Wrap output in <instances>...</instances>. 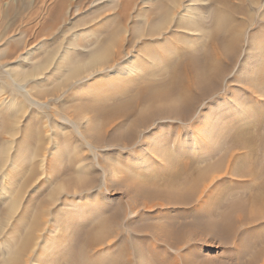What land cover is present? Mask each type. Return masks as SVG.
Listing matches in <instances>:
<instances>
[{"label":"bare ground","instance_id":"bare-ground-1","mask_svg":"<svg viewBox=\"0 0 264 264\" xmlns=\"http://www.w3.org/2000/svg\"><path fill=\"white\" fill-rule=\"evenodd\" d=\"M239 1L213 0V6L201 10L183 0H155L145 22L130 31L114 26L82 55L84 60L74 57V48L63 49L53 70L68 65L66 81H83L86 71V80L107 72L94 96L69 103L82 141L76 144V135L68 137L65 148L84 145L93 157L75 159L78 169L63 184L76 190L67 189V195L92 193L102 184L108 190L117 159L128 165L129 173L117 183L129 202H95L86 212L103 208L104 213L92 217L82 212L73 223L58 212L51 216V227L44 226L49 212L38 197L10 229L0 220V264H212L208 257L198 260L196 235L232 253L220 255L221 264H264V72L252 75L249 64L260 42L256 29H264V3ZM125 31L130 38H124ZM172 32L178 45L164 47L165 35ZM51 59H45L47 64ZM44 64L38 63L33 73H42ZM15 74L22 78L27 73ZM147 155L159 159L165 172H138L136 177L132 162L146 164ZM93 167L98 170L90 174ZM21 193L14 189L10 210L19 207ZM59 193L58 185L49 206L57 203Z\"/></svg>","mask_w":264,"mask_h":264},{"label":"rangeland","instance_id":"rangeland-1","mask_svg":"<svg viewBox=\"0 0 264 264\" xmlns=\"http://www.w3.org/2000/svg\"><path fill=\"white\" fill-rule=\"evenodd\" d=\"M233 1L234 4L240 2L239 0ZM183 2L198 6L201 10L207 6H213V0H189V2L183 0ZM244 3L248 4V1L245 0ZM154 4L155 0H0V121H3L0 122V200H2L0 201V220L6 221V230L17 223L24 207L27 204L33 205L38 197H41L43 201L40 205L49 212L47 217L43 216V219L47 220L44 226L50 224L51 227L54 226L53 223H49L52 219L51 216L58 212H60V216L68 218L67 221L73 223L77 221L76 216L82 212L92 217L104 213L103 208L86 212L85 207L90 208L91 204L95 202L104 203L105 200H109L110 203L118 200L123 203L129 202L124 187H120L118 184L119 177L129 173L126 169L128 165L119 163L117 159L112 161L116 167L113 165L114 168L111 167L110 169L108 190L102 184L92 193L67 195V189L76 190L72 186L66 188V184H63L64 180L72 176L75 169H78L77 163L74 162L75 159L82 156L89 157L87 159L91 160L93 157L84 145L74 149L65 148L64 144L68 137L76 135L72 138L76 144H81L82 141L80 137L78 138L77 130L71 122L74 109L72 106L70 108V104H74V102L79 104L86 101L88 96H94L97 93V88H99L97 83L106 78L107 72L104 75L86 80L89 77V72L86 71L85 74L83 73L85 79L80 77L83 81H77L79 78H75L76 81L74 78L66 81L65 75L69 71V66L60 65L61 69L57 70L59 72H55V68L61 63L62 55L66 49L68 50V47L74 48V57L79 59V56L86 55L94 49L106 36V33L110 32L109 30H114V26L115 28L124 26L130 31L136 23H141L142 20L145 22L149 15L146 9L155 7ZM252 10L258 12L257 8H252ZM206 14L208 15V13ZM238 16L241 19L245 18L244 14ZM257 18L259 17L257 16ZM263 30L256 29L257 34L254 35L258 41L260 40L259 44L252 49L251 55L253 56L249 61L254 76L259 75L262 69L264 72ZM129 34L125 31L124 38H130L131 34ZM178 38L174 32L165 35L163 46L165 47L171 42L175 43V46L178 45L176 43ZM64 48L65 50H63ZM56 50L60 52L57 51L58 54H56ZM133 52L134 55H137L139 52L143 54L147 50L142 49L138 53L137 51ZM54 53L57 58L53 55ZM50 54L53 61L51 59L48 61L50 63L47 64L45 59H49ZM82 58L84 60L85 57L82 56ZM43 61L47 67L42 63ZM38 63L39 65L44 64L41 70L42 73H46L43 74L44 76L39 73V70L33 73ZM19 72L27 73L26 77L20 78L17 75V78L15 73L18 74ZM60 72L63 74L61 75ZM37 73L41 76H37ZM53 73L56 74L54 77ZM32 74L40 77L36 78ZM36 85L39 88L42 87L43 92L40 89L37 90ZM262 86L264 88V78ZM12 102L14 105L10 106ZM66 105L69 106L65 110ZM10 123L11 129L9 128ZM25 153L28 157L22 158ZM148 157V155L145 156L146 164L140 159H134L132 162L133 169L131 170L134 175L136 174V177L141 174H137L138 172H143L142 175L165 172L166 166H163L158 161L159 159L156 158L155 161H157L155 162L153 161L154 158L151 161ZM147 164L150 169H145ZM15 165L18 167L15 168ZM169 165L172 166V163ZM96 169L97 167H93L90 174H93ZM55 171H57L56 174H54ZM100 181L102 183V177H100ZM58 185L60 196H58L55 206H49L51 194ZM118 185L119 187H117ZM8 186L13 190L5 188ZM14 189L18 192L22 189L21 202L17 209L10 210L9 202L14 196ZM78 207L82 210L79 211ZM62 210L66 215L61 213ZM44 230H37L36 232L41 235L46 233L47 230ZM58 230H61L60 226H58ZM196 237L201 241L196 246L203 256H200L198 260L208 257L212 260V264H221L220 255L225 254V252L227 255L232 254L221 249L217 243H213L214 239L203 235H196ZM37 240L40 241L39 238ZM116 246L118 247V244ZM111 248L112 246L107 248L108 251L103 250L110 253ZM185 252L183 251V253Z\"/></svg>","mask_w":264,"mask_h":264}]
</instances>
